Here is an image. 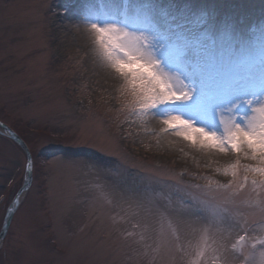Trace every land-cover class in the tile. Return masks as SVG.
<instances>
[{
  "label": "rangeland",
  "instance_id": "rangeland-1",
  "mask_svg": "<svg viewBox=\"0 0 264 264\" xmlns=\"http://www.w3.org/2000/svg\"><path fill=\"white\" fill-rule=\"evenodd\" d=\"M79 2L94 6V21L115 20L129 29L120 16L106 13L108 6L127 18L149 13L162 30L200 37L210 48L227 27L242 39L264 24V0H0V120L25 139L33 167L32 183L0 245V264H158L161 234L168 241L179 234L193 246L200 242L199 234L170 217L145 221L144 213L122 203L118 193L95 183L86 186L93 177L85 164L101 162L113 181L125 177L162 205L171 194L176 208L175 182L206 185L207 179L198 178L203 176L227 184L232 179L223 169L234 162L233 154L166 147L151 115L134 114L133 98H121L122 81L98 71L82 46L68 47L58 39L56 27ZM174 107L153 111L165 116ZM177 110L196 115L193 109ZM73 162L79 167H69ZM26 163L23 147L0 132V230L27 176ZM158 169L175 180L155 182L150 173ZM252 229L253 235L264 234V225ZM237 232L233 229L228 238L234 240Z\"/></svg>",
  "mask_w": 264,
  "mask_h": 264
},
{
  "label": "snow or ice",
  "instance_id": "snow-or-ice-1",
  "mask_svg": "<svg viewBox=\"0 0 264 264\" xmlns=\"http://www.w3.org/2000/svg\"><path fill=\"white\" fill-rule=\"evenodd\" d=\"M89 23L100 54L122 81L121 98H133L134 114L148 117L162 105L175 106L154 130L157 138L170 133L200 151L231 153L235 160L223 169L232 178L227 184L203 176L198 178L207 179L206 185L175 182L178 208L171 194L162 205L125 177L113 181L101 162L83 165L93 177L85 185L118 193L122 203L144 213L145 221L170 217L201 236L193 246L179 234L172 241L161 234L158 264H257V254L264 264V234H252V225H264V24L242 39L227 27L210 48L200 37L162 30L149 13L126 18L125 25L131 23L135 31L115 20ZM177 109H193L196 115ZM150 178L161 185L175 180L159 169ZM233 229L237 237L230 240Z\"/></svg>",
  "mask_w": 264,
  "mask_h": 264
},
{
  "label": "bare ground",
  "instance_id": "bare-ground-1",
  "mask_svg": "<svg viewBox=\"0 0 264 264\" xmlns=\"http://www.w3.org/2000/svg\"><path fill=\"white\" fill-rule=\"evenodd\" d=\"M81 1V0H80ZM88 2H93V1H88ZM83 1L81 2V4ZM95 4L97 2H94ZM80 2L77 4L78 7L72 6L67 12L65 19H63V23L61 25H58L56 29L58 31L56 32L58 35V39L60 41H64L68 43V47H74L75 44H78L82 46L90 55L92 56V61L98 71H100L104 76L109 77L110 79H116L115 74L111 71V69L107 66L106 61L104 60L103 56L100 54V50L98 49V46L96 44L94 35L90 31V21H94L92 18V8L94 7L93 5H89L87 7H82ZM110 6H108V12H106L108 15L110 14L112 17H119L122 15V13H117V11H114V9H111L113 11H109ZM78 10L76 14H73V11ZM78 13H81L84 16L85 21H81L79 15L77 16ZM65 15V14H64ZM123 16V15H122ZM109 19H112L110 16H108ZM122 20H126V17H122ZM80 20V21H79ZM77 24L80 25L81 30L77 31V29L73 32L69 29L72 25ZM128 26H132L131 23L128 24ZM61 27L63 28L61 30ZM131 28V27H130ZM129 30L130 31H135L136 29L132 28ZM175 114V113H174ZM167 115V114H166ZM165 115V116H166ZM165 116H160V115H151L150 116V121L153 124H156L157 128L160 129L162 127V120L164 119ZM164 143L166 147H175L178 149L183 148V151L185 152H192L193 151V146L189 144L186 141H183L182 139L170 134V133H165L163 135ZM208 154L210 155H217L218 152H209Z\"/></svg>",
  "mask_w": 264,
  "mask_h": 264
},
{
  "label": "water",
  "instance_id": "water-1",
  "mask_svg": "<svg viewBox=\"0 0 264 264\" xmlns=\"http://www.w3.org/2000/svg\"><path fill=\"white\" fill-rule=\"evenodd\" d=\"M0 127L2 129H4L10 137H12L14 140H16L24 148V150L27 153V159H28L27 160L28 177L25 180V183L23 184V186L17 192L16 196L14 197L12 203L10 204V206L7 210L4 223H3V226H2L1 231H0V243H1L2 239L4 238L5 234L8 231L13 213H14L15 208H16L18 201H19V197L24 192V190L28 187V185L30 184V181L32 178V157H31V153L29 151V147L26 144V142L11 127H9L6 123H4L2 121H0Z\"/></svg>",
  "mask_w": 264,
  "mask_h": 264
}]
</instances>
